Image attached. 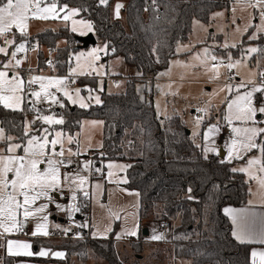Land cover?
Segmentation results:
<instances>
[{
	"label": "snow or ice",
	"instance_id": "obj_1",
	"mask_svg": "<svg viewBox=\"0 0 264 264\" xmlns=\"http://www.w3.org/2000/svg\"><path fill=\"white\" fill-rule=\"evenodd\" d=\"M151 3L154 6L156 0H151ZM245 3L255 11L251 19L258 20V23H248L244 32L252 29L248 40H260L264 38V0H245ZM97 4L103 7L112 6L110 0H97ZM112 7L114 17L119 19L125 5L117 0ZM81 11L86 9L70 7L67 3H61V0H0V56L3 57L0 60V106L19 112H24L27 106V110L34 113L31 121H24L19 137L11 135V128L0 123V143L4 145L0 148V239L5 241L0 246L5 247L7 255L10 256L52 255L64 258V251L53 252L51 249L42 248L34 253L29 242L7 237L23 233L29 222H34L31 233L33 237L48 236L49 217L55 209L56 213H63L72 225L81 230L73 233L74 238L83 239L82 230L89 228L88 220L77 222L75 216L87 207V203L103 195V184L99 179L93 182V177H102L105 182L117 185L129 182L127 170L132 165L112 160L105 163L107 157L102 151L95 158L77 159L92 150L93 145H82L79 133L66 132L63 127L66 124L63 112H55L56 108L67 110L65 99L69 105L81 109H88L93 103H102L100 95L97 94L103 90L102 81L97 89L87 86L81 89L72 85L78 76L104 74L95 65L100 60L101 52L108 53L109 45L74 53L69 57V62L74 60L75 66L70 67L69 73L64 76L31 75V68L27 69V77L21 74L25 71L22 66L26 55L18 58V54H26L30 49L36 50L38 47V43H31L30 21L58 19L66 26L70 22L72 32H77L79 25L83 29L79 34L86 36L94 29L91 22L75 19ZM222 47L226 50L223 56H218L208 48L202 54L197 53L198 59L203 57L202 63L211 73L210 79L217 80L221 77V67L226 69L228 75L226 83L219 88L220 92L226 93L223 113L212 116L210 107L196 110L195 128L204 126L202 135L198 131L193 132V135L200 136L202 140V144H197L196 147L201 149L205 160L212 154L216 157L223 155L219 161L221 164L244 161L243 166L233 167L231 171L245 173L250 181H256L261 193L260 202L264 203V70L253 73L256 79L241 78L239 83L232 82L239 75L241 64L251 59L253 54L264 56V47H244L239 59H234L231 52L227 51L236 48L237 44L225 43ZM155 53L156 49L153 48V54ZM156 59L159 60L158 55ZM47 64L55 67L52 60H48ZM85 66L91 71H85ZM82 91H86L88 95L82 96ZM38 123L40 127H36ZM103 124V121H91L92 126ZM221 136L225 137L223 145L218 144ZM73 144L76 145L75 150L71 147ZM96 148L102 149L103 144ZM122 191L128 192L127 189ZM191 191L189 187L188 192ZM128 194L136 197L140 195L137 191ZM188 199L194 197L189 195ZM63 200H67V203L60 202ZM251 203L250 201L249 204ZM101 207L107 210L108 222L103 228L99 225L92 226L95 229L90 233L93 238L106 239L113 232L115 221L126 225L121 232L116 233L117 239L139 236L141 224L137 218L140 207L138 200L132 206L131 213L126 209L114 208L111 204H101ZM223 211L231 218L234 225L231 235L236 241L242 245L264 246V211L255 207L231 206L225 207ZM62 231L67 235L72 232V226ZM150 239L160 241L166 239V235L164 232H157L153 227ZM247 264H264V247L251 248Z\"/></svg>",
	"mask_w": 264,
	"mask_h": 264
},
{
	"label": "trees",
	"instance_id": "obj_2",
	"mask_svg": "<svg viewBox=\"0 0 264 264\" xmlns=\"http://www.w3.org/2000/svg\"><path fill=\"white\" fill-rule=\"evenodd\" d=\"M114 1L110 0V5ZM147 1L124 0L120 20L114 18L112 6H98L97 0H61L70 7L86 9L78 16L90 20L97 39L115 49L104 60L122 55L126 63L136 66L142 73L129 76L122 92L104 89L100 105L81 109L67 102V110L58 111L64 114V130L76 132L84 118L104 122L102 151L106 154L105 160H125L132 165L127 170L129 182L125 186L140 193V220L153 217L172 223L174 246L168 250L175 260L189 259L191 264H247L252 245H242L231 235L232 222L223 207L245 204L250 193L249 181L244 173L231 171L233 163L221 164V157L210 155L205 160L180 115H159L158 119L154 101L157 87L149 81L151 76L169 66L176 55V46L188 40L193 21L210 22L211 14L228 7L230 0H156L157 7L148 9L145 7ZM30 36L31 42L56 49L57 73L66 75L72 64L69 57L79 49L77 35L68 27H61ZM61 39L66 41L63 47L58 46ZM256 42L264 47V38ZM39 53V67L43 68L46 66L42 61L43 53ZM238 53L236 49L234 55ZM28 116L34 117V113L28 111L27 106L24 112L0 106V123L11 128L13 136L22 134V125ZM189 195L194 199H188ZM89 203L80 214L85 215ZM56 235L62 239L57 244L47 240L38 244L41 236L31 237L35 252L41 245L48 246L54 251H64V258L6 254L7 264L20 260L75 264L72 260L75 255L85 262L90 250L95 259L103 261L94 264H140L141 261L136 255L132 259L123 255L113 235L85 241L63 238L64 232ZM133 241L131 246L136 253L145 249L142 237Z\"/></svg>",
	"mask_w": 264,
	"mask_h": 264
},
{
	"label": "rangeland",
	"instance_id": "obj_3",
	"mask_svg": "<svg viewBox=\"0 0 264 264\" xmlns=\"http://www.w3.org/2000/svg\"><path fill=\"white\" fill-rule=\"evenodd\" d=\"M117 0H115L112 6L115 5ZM119 2L124 4V0H119ZM113 12V7H112ZM255 15V11L249 7L245 0H234L231 3V8L228 7L218 9L211 14L210 22L205 23L199 19H195L192 25V31L189 35L187 41L180 42L176 46L180 48V51L177 52V56L172 59L169 63L167 69L161 71L159 73L160 82L157 83V92L154 98L155 106L162 117L171 116L173 114H178L185 121L186 126L192 133V138L197 144H202V140L200 136L193 135L194 131H198L203 134L204 126H201L199 129L195 128L194 124V116L197 115V108L201 107H210L211 115L216 116L223 113L225 108V98L226 93L220 92L219 88L224 85V80L226 79L225 71L223 67H221V77L217 80L210 79L211 73L206 69V67L202 63L201 58H197V53H203L205 48H208L214 51L218 56H223L225 54V49L222 47L225 43L228 44H237L236 48H230L227 51H230L232 57L234 59L240 58V53L242 48L249 46H258V43L255 41H249L248 36L251 34L252 29H249L248 32H244V28L248 23H258V20H252L251 17ZM114 16V14H113ZM115 18V17H114ZM122 10L121 17L122 20ZM76 20L83 19L85 21L91 22L88 19H84L82 17H75ZM117 19V18H115ZM233 21H235L233 23ZM92 23V22H91ZM93 25V23H92ZM61 27H68L71 30V23L68 22L67 26L64 22L58 19H49V20H31L29 32L30 35L38 34L47 29L59 30ZM239 28V31H237ZM94 29V26H93ZM83 30L78 25V31L75 32L77 36H81L79 33ZM15 31V29H14ZM86 31V30H85ZM95 34V29L93 32ZM88 33V34H90ZM87 34V35H88ZM246 37V41L244 42V38ZM98 40V39H97ZM32 44H37L38 42H31ZM66 44L64 39H61L58 42V46L63 47ZM105 44L102 41L98 40L95 44H91L88 47H80L74 53H78L80 51H88L92 48H103ZM187 49V50H185ZM216 49V51H215ZM238 49V55H234V51ZM42 52V61L45 63V67H39V52ZM56 49L52 50L47 48L44 45L38 43V47L36 50H29L26 54H23V57L26 55V59H24L22 75L27 77L29 74L27 69L31 68V75H59L57 73L56 66L49 67L47 64L48 60H55ZM72 53V56L73 54ZM20 54H18V58ZM0 60H3V57L0 56ZM179 62V63H177ZM75 62L72 61L71 66H69L67 74L69 73L70 67H74ZM103 66V67H101ZM95 67L102 73L103 75L109 73V75H114L119 77L120 85L115 87L113 86L112 80H104L101 76H96L93 73L92 76L81 75L75 79V83L72 87H79L84 89L85 86L97 89L99 87V82H103V90L106 89L108 92H122L126 89V82L129 78L137 76V73H140L139 69L131 64L125 62L124 57L122 55L111 57L109 61L104 60L102 56H100V60L96 63ZM261 70H264V56H259L257 54H253L251 59H248L246 62L242 63L239 67V75L236 77L237 83L240 82L241 78L243 79H256V76H253V73H259ZM85 71H91L87 66H85ZM236 71V70H234ZM66 74V75H67ZM92 81H95L93 83ZM106 87V88H105ZM102 90V91H103ZM102 91L97 94H102ZM82 96H87L88 93L86 91L81 92ZM102 101V98H101ZM68 101L65 99V104ZM94 104V103H93ZM62 109L56 108L55 112L59 113ZM194 110V112H193ZM47 114V113H46ZM33 119L32 116H28L26 120L31 121ZM91 121H102L101 119H92L87 118L82 120V125L79 130L71 134L79 133V139L82 145H87L91 143L93 145V149L89 150L86 155H82L78 157L79 160H87L89 158H95L99 155V152L102 149H97L96 146L99 144H103V125L102 126H92ZM208 121H206L207 123ZM214 122V121H212ZM36 127H40V124ZM70 133V132H68ZM225 137L221 136L218 139V144L223 145ZM4 145L0 143V148H3ZM65 147H69V145H65ZM73 150L76 149V145H71ZM59 150V146L57 147ZM103 152V151H102ZM256 154V153H253ZM211 154H209L210 156ZM117 163L122 164H130L125 160H112ZM108 160H105L107 163ZM239 163H244V161H239ZM74 166V165H73ZM99 166V165H98ZM75 168V166L73 167ZM71 170V169H69ZM107 169H105V172ZM123 175V173L121 174ZM99 179V181L103 184V195L97 197L93 201H91L88 205V211L85 212V215L80 213L76 214L75 221L83 222L85 219L88 220L89 228H86L90 233L94 231L93 225H99L103 228L108 220H107V210L106 208L101 207V204L108 205L111 204L114 208L126 209L127 212L131 213L133 211V205L139 201L140 205V196L136 197L134 195L128 194L131 191H137L128 189L125 184H113L107 183L103 180V178L93 177V182ZM122 189H127L128 192L122 191ZM138 192V191H137ZM67 196V193H65ZM59 200V197L57 198ZM97 200L99 203H97ZM61 203H67V200L60 201ZM53 215L49 217V235L41 236V239H38V244L45 242V240L57 244L61 242L62 239L60 237H56L62 233V229L69 227L71 222L63 213H56L55 209L52 210ZM141 228L138 237H128L124 236L120 239L116 238V233L121 232L122 228L126 225L121 221H115L113 223V232L109 233L107 238H110L113 235L115 239L116 247L121 251L123 255H128L132 259L134 255L138 256L141 261L140 264H191V260L189 259H174L171 251L168 249L174 246L169 243L168 239H172V230L166 233V239L160 241H153L150 239L152 235V228L154 227L157 232H163L162 226L165 221L160 219H155L150 217L149 220L141 221L138 209L137 216ZM131 224V219L128 221V225ZM59 227H56V226ZM74 226V225H73ZM75 227V226H74ZM147 227L149 229V234L144 235L143 230ZM173 227V225H172ZM34 228V222H29L24 229L23 233H16L12 236L7 237V239H17L21 241L29 242L32 245L31 250L35 251L36 247L34 246L31 237L32 231ZM89 235V234H88ZM90 236V235H89ZM168 236V238H167ZM139 237L143 238V242L145 244V249L140 251V253H136L133 250L131 244L134 242V239ZM47 238V239H45ZM91 238V236H90ZM89 239V238H88ZM105 239V238H99ZM4 239H0V245L4 244ZM48 246L41 245L39 247L40 251L42 248ZM53 250L51 247H48ZM37 251V252H38ZM54 251V250H53ZM58 251V250H56ZM5 247L0 246V263L7 264V258ZM55 256H53L54 258ZM87 260L83 262L82 257L74 256L72 260L76 261L75 264H94L95 262L102 263L103 261L97 260L94 258L91 250L88 252ZM57 258V257H55ZM16 264V263H15ZM45 264V263H38Z\"/></svg>",
	"mask_w": 264,
	"mask_h": 264
},
{
	"label": "crops",
	"instance_id": "obj_4",
	"mask_svg": "<svg viewBox=\"0 0 264 264\" xmlns=\"http://www.w3.org/2000/svg\"><path fill=\"white\" fill-rule=\"evenodd\" d=\"M234 0H232V2H233ZM229 8H231V5H229ZM96 36V35H95ZM98 41V40H97ZM215 51H216V49H215ZM177 56V52H176V55L172 58V59H174L175 57ZM103 59H104V57H103ZM171 59V60H172ZM110 60V58L107 60V61H109ZM170 60V61H171ZM167 69V68H166ZM107 74H109V73H107ZM106 75V74H105ZM105 75H103V76H101V78L102 79H104V76ZM111 75V74H110ZM111 76H114V75H111ZM138 76V75H137ZM116 77V76H115ZM152 77V76H151ZM154 77H156V80L155 81H152L153 83H155L156 84V87H157V83H159L160 82V78H159V74H157V75H154ZM107 81V80H106ZM150 81V80H149ZM113 82V81H112ZM119 85H120V83H119ZM118 85V86H119ZM114 86V85H113ZM115 87H117V86H115ZM156 96V95H155ZM156 107V106H155ZM157 110V109H156ZM158 112V111H157ZM193 112H194V110H193ZM159 114V113H158ZM160 115V114H159ZM84 119H87V118H84ZM83 120V119H82ZM81 125H82V121H81ZM103 132V131H102ZM191 135H192V133H191ZM197 143V142H196ZM212 155V154H211ZM221 158H223V155L221 156ZM233 163V167H241V166H243V164L244 163H239V161H233L232 162ZM244 175H245V177H246V179L249 181V190H250V193H249V197H248V199H247V202L245 203V204H243V205H239V206H235V205H231V204H226L224 207H223V209L225 208V207H228V206H231V207H235V208H241V207H255L257 210H260V211H264V203H261L260 202V199H259V197H260V195H261V193H260V191H259V188H258V184H257V182L256 181H250L249 180V178H248V176H247V174H245L244 173ZM252 202L251 204H249V202ZM224 212V211H223ZM229 217V216H228ZM230 218V217H229ZM230 220H231V218H230ZM234 229V225L232 224V230ZM87 232H88V234L90 235V232L87 230ZM88 235V236H89ZM91 236V235H90ZM89 236V237H90ZM92 237V236H91ZM253 247H264V246H261V245H258V244H254V245H252V247L251 248H253ZM43 249H50V248H48V247H45V248H43ZM32 251V250H31ZM51 251H53V250H51ZM34 253H35V251H33ZM53 252H55V251H53ZM45 257H53L52 255H49V256H45ZM55 258V257H54ZM38 263H43V262H33V261H25V260H20V261H17L16 262V264H38ZM45 264H63V263H52V262H48V263H45Z\"/></svg>",
	"mask_w": 264,
	"mask_h": 264
},
{
	"label": "built area",
	"instance_id": "obj_5",
	"mask_svg": "<svg viewBox=\"0 0 264 264\" xmlns=\"http://www.w3.org/2000/svg\"><path fill=\"white\" fill-rule=\"evenodd\" d=\"M231 3H232V0H230L229 1V5H231ZM145 7L148 9V8H155V7H157V3L153 6V4L151 3V0H148L147 2H146V4H145ZM112 46H110L109 45V49H108V53L107 54H105L104 52H101L100 53V56H102V57H106V55H109V54H111L113 51H112ZM19 57L20 58H23V55L22 54H20L19 55ZM234 71V70H233ZM235 72V71H234ZM227 75H228V73H227V71H225V76H226V78H227ZM119 77H115V76H111V75H109V74H106L105 76H104V80H112L113 81V85L114 86H118L119 85ZM149 80L150 81H155L156 80V77H154V76H152V77H150L149 78ZM233 83H237L238 81L235 79L234 81H232ZM226 83V79L224 80V84ZM75 166V165H74ZM73 166V167H74ZM70 226H72V232H70V233H68L67 235H65V233H64V235L62 236L63 238H66V239H72V240H88V238H90L89 236H88V232L86 231V230H82L83 231V236H84V238L83 239H76V238H74V236H73V233H75V232H77V231H81L80 229H78V228H76V227H74L73 225H70ZM166 226V227H165ZM170 230H172V223L170 222V221H165L164 222V224H163V226H162V231L165 233V235H166V233L167 232H169ZM167 238H168V236H167ZM169 240V243H171V244H174V240L173 239H168Z\"/></svg>",
	"mask_w": 264,
	"mask_h": 264
},
{
	"label": "water",
	"instance_id": "obj_6",
	"mask_svg": "<svg viewBox=\"0 0 264 264\" xmlns=\"http://www.w3.org/2000/svg\"><path fill=\"white\" fill-rule=\"evenodd\" d=\"M78 41L80 42L79 48L80 47H88L91 44H95L97 42V37L95 36L94 33H90L86 36H77ZM188 133H191V131L188 129ZM144 235L149 234V229L147 227L144 228L143 230Z\"/></svg>",
	"mask_w": 264,
	"mask_h": 264
}]
</instances>
